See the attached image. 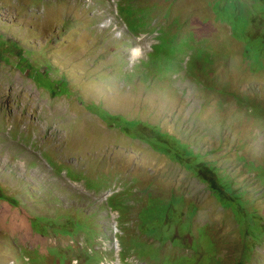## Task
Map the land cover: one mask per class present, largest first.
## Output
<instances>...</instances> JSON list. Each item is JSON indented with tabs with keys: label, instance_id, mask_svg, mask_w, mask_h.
Instances as JSON below:
<instances>
[{
	"label": "rangeland",
	"instance_id": "1",
	"mask_svg": "<svg viewBox=\"0 0 264 264\" xmlns=\"http://www.w3.org/2000/svg\"><path fill=\"white\" fill-rule=\"evenodd\" d=\"M263 42L264 0H0V264H264Z\"/></svg>",
	"mask_w": 264,
	"mask_h": 264
},
{
	"label": "trees",
	"instance_id": "2",
	"mask_svg": "<svg viewBox=\"0 0 264 264\" xmlns=\"http://www.w3.org/2000/svg\"><path fill=\"white\" fill-rule=\"evenodd\" d=\"M126 13V12H125ZM128 17H133L130 13H127ZM146 27V25H144ZM144 27V28H145ZM260 52H264V42ZM52 67L48 68L47 82L39 85L42 89L49 91L51 95L63 96L70 93L68 85L69 83L64 79L60 82H54L49 78ZM59 88H61L59 90ZM90 112L97 116L104 124L111 129H119L126 136L131 137L135 132L137 137H131L149 145L154 144L156 147L162 146L166 150V153L162 155L170 157L176 155L177 158H181L179 164L185 167L188 171L192 172L197 178L201 179L204 183L208 184L212 192L228 193L232 192L234 185L229 175L221 174V170L216 167L215 164H209L204 161V157L196 154L189 145L181 143L176 138L168 134H160L155 131V127L145 125L141 122H129L123 117L113 116L102 108L92 105L89 107ZM157 152V151H156ZM176 152L177 154H174ZM158 153V152H157ZM159 154H161L159 152ZM202 159V160H201ZM177 163V162H176ZM235 191V190H234ZM243 197V194H238ZM3 199L9 201L11 199L8 196H2ZM60 252V251H59ZM65 254V252H60ZM73 261L77 260L78 264H98L100 263V256L97 258L89 254H85V258L80 256L72 257ZM68 259H66L67 262ZM122 264H128L127 259L122 258Z\"/></svg>",
	"mask_w": 264,
	"mask_h": 264
}]
</instances>
